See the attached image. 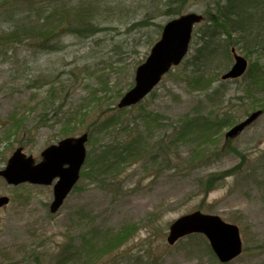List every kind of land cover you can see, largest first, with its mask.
Listing matches in <instances>:
<instances>
[{
	"label": "rangeland",
	"instance_id": "obj_1",
	"mask_svg": "<svg viewBox=\"0 0 264 264\" xmlns=\"http://www.w3.org/2000/svg\"><path fill=\"white\" fill-rule=\"evenodd\" d=\"M108 1L111 4L106 18H115L117 24H120L121 17L116 16L120 15L122 7L140 10L130 13L127 18L139 20L150 14L151 22L149 26L144 24L142 28L131 30H126L123 23L119 33L107 31L111 38L128 40L132 44V47L126 46L120 56L125 57L126 63H114L109 67L112 63H107L104 56L108 47L101 43L95 47L96 58L89 59L92 68L79 79L75 89L71 88L69 95H65L62 88L49 95L48 82L57 73L63 78L65 69L84 61L80 55L85 50L72 35H61L59 42L64 48L49 55L28 44L8 50L3 46L4 50H0V169L17 146L22 145L24 152L32 154L38 161L39 152L46 146L61 137L82 134L86 122L82 118L74 119V111L81 104L82 96H90L102 108L108 103L109 106L115 105L123 91L133 83L134 65L150 51L148 39H157L163 24L175 16L169 17L165 13V0ZM206 1L187 0L182 13H201L206 8ZM194 34L187 57L195 53ZM233 46L238 53L245 54L241 46ZM75 57L78 59L73 61ZM245 57L251 67L255 63H264V52L254 50ZM68 61L70 64L66 65ZM232 61L231 55L227 68ZM224 71L221 70L220 74ZM211 75L214 76V72ZM38 77L47 83L34 82ZM190 77V66L183 61L171 68L140 102L145 111L157 112L162 117L151 118L146 123L140 121L139 127L147 131L143 133L145 149H139L137 160L126 155L128 159L120 158L101 170H98L102 167L97 166L98 161L94 175L80 177L58 211H49L52 185L11 186L0 177V195L10 197L9 203L0 207V255L4 256V250L16 252H10V255L17 254L19 264H35L32 257L22 253L36 249L47 252V256L40 259L43 264H49V255L56 254L57 247L67 240L77 245L74 264H88L87 254L80 247L83 237L89 236L96 228L101 230L100 235H112L131 225L129 236L96 264H264V110L233 138L224 134L249 113L261 109L260 105L264 106L263 89L256 88L253 94L248 93L245 79L249 78L241 77L225 83L230 101L224 102L228 107L222 112L231 115L233 123L216 129L214 133L212 130L202 133V141L194 138L193 134L198 132L194 126L190 141L179 142L176 148V142L162 140L156 159L145 155L147 145L148 148L156 147L154 142L158 136L167 138L172 127L185 118L202 115L203 119H208L220 113L207 100L203 86L194 84ZM214 85H218V81H214ZM92 95L98 96L99 100ZM58 107L63 114L55 113ZM93 117V113L87 116V121ZM62 124H66L65 128L69 130H76L64 135ZM6 128L15 131L4 137ZM211 133L214 135L210 136ZM96 137L93 136L86 145L91 157L99 144ZM195 147L201 148L198 149L200 156L192 155ZM208 150H213L214 154L204 157ZM83 168L89 171L86 166ZM208 175L214 178L211 186L215 187L202 195L206 187H202L201 181ZM195 209L216 213L223 220L238 224L243 241L242 253L238 257L221 263L207 246L206 238L198 233L184 236L173 245L166 242L171 222ZM100 235L98 245L101 244ZM5 262L11 263L9 260Z\"/></svg>",
	"mask_w": 264,
	"mask_h": 264
},
{
	"label": "trees",
	"instance_id": "obj_2",
	"mask_svg": "<svg viewBox=\"0 0 264 264\" xmlns=\"http://www.w3.org/2000/svg\"><path fill=\"white\" fill-rule=\"evenodd\" d=\"M186 1L165 0V6L167 7L165 13L169 17L181 14L186 6ZM110 4L108 0H0V50H4L3 46L8 50V48H13L16 45L28 44L34 49L45 52V55H49L64 48L59 42V38H62L61 35L66 33L72 35L76 38V43L80 44L81 48L85 50L80 55V59H84V61L77 64V66L72 65L65 69L63 78H59L57 73L53 75L52 81L48 82L51 88L49 95L55 94L58 88H62L65 95H69L71 88L74 87L75 89L79 79L85 77V73L92 68L91 61L98 54L95 47L101 46V43L108 47L104 56L107 63H112L109 67L114 63L118 65L126 63L125 57L120 56L124 52V48L132 44L128 40L111 38V35L106 34L107 31L112 30L119 33L123 23L122 26H126V30H131L142 28L144 24L147 26L151 22L150 14H145L139 20L127 18L130 13L134 14L135 11L140 10L136 7H134L136 9L132 8L131 10L122 7L120 15L116 16L121 17L120 24H117L115 18V20L106 18ZM205 5L206 8L201 12L203 18L196 24L197 29L193 31L196 38V42L194 41L195 53L190 57L186 55L183 61L190 66V81L203 86L207 100L220 113L216 114V117L211 116L208 119H203L202 115L185 118L181 123L176 124V127H172L167 138L158 136L159 139L154 142V146L157 143L156 147L148 148L147 145L146 157L148 154L152 159L158 157V149L161 148L162 140L170 141L173 144L176 142L175 147L177 148L179 142L190 141L193 135L196 140L202 141V133L207 134L208 130H212L214 133L216 129H221L222 126L233 123L234 118L232 119L231 115L222 112L228 107V103L225 104L224 102L230 101V99H227V91L229 90L225 84L229 80H219L220 71L229 68H227V63L231 58L230 48L233 45L241 46L245 56H248L254 50L264 52V0H207ZM34 11L37 12V15ZM123 18L126 21L122 22ZM148 40L147 44L152 46L157 39L150 37ZM127 51L130 50L127 48ZM101 58H103V55ZM77 59L75 57L73 61ZM141 61L142 59L137 61L134 67ZM68 64H70V61L66 63V65ZM220 65H224V67ZM248 68V71L242 75L243 79L249 78L248 80L245 79L247 92L253 94L256 88L264 90V63L259 65L255 63L253 67L248 65ZM211 70L213 71L211 72ZM213 72L214 76L211 75ZM210 77L212 79H209ZM237 80L232 79V81ZM214 81H218V85L215 86ZM34 82L40 85L47 83H43L41 77H38ZM258 83L260 84L258 85ZM90 98V96L88 98L82 96L81 104L74 111V119L79 120L82 118L86 122L84 131L88 132V143L95 135L98 136L96 139L99 141L94 156L91 157V153L90 155L87 154L84 167L86 166L89 171L82 170L81 177L88 176L90 173L94 175L95 163L97 164L98 161L97 166H102L98 170L109 163L115 164L120 158H125L126 155L136 161L139 149L141 151L145 149L143 147V133L147 131L139 127L140 121L146 123L151 118L157 120L162 117L157 112L145 111L140 103L124 109H119L115 105L111 106V104L109 106L108 103L102 108L101 104ZM92 98L99 100L96 95H92ZM138 105L141 106L140 109L134 110ZM260 108L264 110V106L260 105ZM55 113L63 114L64 111L58 107ZM92 113L94 117L88 122L86 117ZM194 126L198 128V132L192 135L191 130ZM65 127L66 124L64 126L62 124L61 129L64 135L76 130L75 128L69 130ZM14 131V129L6 128L3 132L4 137ZM213 133L210 136L214 135ZM193 149L192 155L198 156L200 152L198 149L201 148L195 147ZM203 151L201 150V152ZM135 153L136 155L132 156ZM212 154H214V151L208 150L206 155L203 156L210 157ZM125 159H128V157ZM212 183H214V178L211 175H208L206 179H202L201 185L206 187L201 192L202 195L214 190L215 185L211 186ZM130 226L122 228L112 235L109 233L100 235L101 230L96 228L95 231L89 233V236H82L80 247L87 254L88 264L98 263L102 256L118 247L119 243H122L129 236ZM99 235L101 236V244L98 245ZM207 246L209 247L208 244ZM76 248L77 245L65 240L57 247L56 254L49 255V264H74L73 260H76L77 254ZM4 252L3 257L0 255V264H6V260L11 261L10 264H19L16 260L17 254L10 255L12 251L7 250H4ZM22 255L32 257L35 264H43L44 262L40 258L44 255L47 256V252L32 249L24 251Z\"/></svg>",
	"mask_w": 264,
	"mask_h": 264
},
{
	"label": "water",
	"instance_id": "obj_3",
	"mask_svg": "<svg viewBox=\"0 0 264 264\" xmlns=\"http://www.w3.org/2000/svg\"><path fill=\"white\" fill-rule=\"evenodd\" d=\"M203 16L197 12H185L174 16L163 25L158 40L150 48L149 54L135 68L133 86L123 93L118 100L119 108L129 107L142 100L154 87L171 66H176L186 55L191 41L193 26ZM234 61L230 69L221 74L222 79H231L241 76L247 67L248 60L231 48ZM261 113L254 110L242 121L233 125L225 134L228 137L237 135L244 127ZM87 133L78 136L64 137L40 151L38 162L32 154L23 152L21 146L12 151L7 158L5 167L0 169L7 184L31 183L50 185L53 180V199L50 212L57 211L63 204L67 194L79 179L80 169L85 162ZM9 197L0 195V206L6 205ZM194 232L203 234L218 260L222 263L237 257L242 251V241L238 225L224 221L218 214L202 213L193 210L172 221L169 226L166 241L173 243L187 234ZM243 264V263H239Z\"/></svg>",
	"mask_w": 264,
	"mask_h": 264
},
{
	"label": "flooded vegetation",
	"instance_id": "obj_4",
	"mask_svg": "<svg viewBox=\"0 0 264 264\" xmlns=\"http://www.w3.org/2000/svg\"><path fill=\"white\" fill-rule=\"evenodd\" d=\"M226 137V136H225Z\"/></svg>",
	"mask_w": 264,
	"mask_h": 264
}]
</instances>
